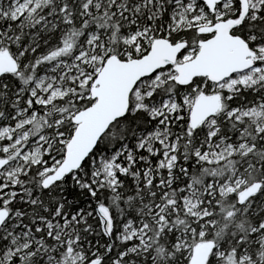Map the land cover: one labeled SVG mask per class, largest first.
I'll list each match as a JSON object with an SVG mask.
<instances>
[{
	"label": "snow or ice",
	"instance_id": "snow-or-ice-1",
	"mask_svg": "<svg viewBox=\"0 0 264 264\" xmlns=\"http://www.w3.org/2000/svg\"><path fill=\"white\" fill-rule=\"evenodd\" d=\"M0 264H264V0H0Z\"/></svg>",
	"mask_w": 264,
	"mask_h": 264
}]
</instances>
